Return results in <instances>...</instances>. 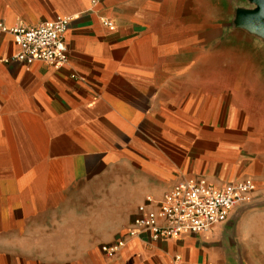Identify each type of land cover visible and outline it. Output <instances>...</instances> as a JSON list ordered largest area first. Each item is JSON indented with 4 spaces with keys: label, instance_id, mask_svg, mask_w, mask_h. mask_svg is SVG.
<instances>
[{
    "label": "crops",
    "instance_id": "0c3cea01",
    "mask_svg": "<svg viewBox=\"0 0 264 264\" xmlns=\"http://www.w3.org/2000/svg\"><path fill=\"white\" fill-rule=\"evenodd\" d=\"M259 9L257 0H0L8 29L70 20L60 69L6 63L19 48L0 32V264H264V135L241 65L256 54L240 48L257 44ZM193 178L216 188L250 179L257 192L206 236L146 234L105 257L139 206ZM117 215L98 234L96 221ZM82 220L103 244H79Z\"/></svg>",
    "mask_w": 264,
    "mask_h": 264
},
{
    "label": "built area",
    "instance_id": "2783aa9c",
    "mask_svg": "<svg viewBox=\"0 0 264 264\" xmlns=\"http://www.w3.org/2000/svg\"><path fill=\"white\" fill-rule=\"evenodd\" d=\"M102 0H90L97 6ZM70 20L57 19L36 27L19 26L8 29L0 24V32L13 37L19 48L6 63L18 62L23 66L42 63L56 69L68 64L69 52L65 34ZM112 28V23L102 21ZM257 186L247 179L216 188L201 178L189 179L178 184L165 194L162 201L153 207L151 198L137 208L133 223L117 242L103 245L102 253L107 259L115 257L126 242L142 235L154 241L179 238L185 234L206 236L212 230L228 222L233 212L253 203Z\"/></svg>",
    "mask_w": 264,
    "mask_h": 264
},
{
    "label": "rangeland",
    "instance_id": "374dc122",
    "mask_svg": "<svg viewBox=\"0 0 264 264\" xmlns=\"http://www.w3.org/2000/svg\"><path fill=\"white\" fill-rule=\"evenodd\" d=\"M257 33V44L251 43L248 44V41H244L243 39L240 40V48L241 51L249 52L251 55L256 54V58L250 61L241 62L242 70L246 71V83L250 84L253 88V92L251 94V100L247 104L249 111L256 115V119L253 120L255 123L254 128L257 129L258 132L264 135V32L260 31L259 28L255 29ZM250 49V50H249ZM246 65V67H244ZM249 66V68H247ZM247 69V70H245ZM244 73V74H245ZM257 91V92H256ZM102 206H98V210L101 209ZM120 215H117L113 221H108L107 219H98L96 221L97 232L98 234L105 231V227L108 225L109 222H113L114 224L118 222ZM120 222V221H119ZM118 222V223H119ZM91 220H82L81 222V236L79 237V244L81 246L92 245L93 243L96 246L103 244L100 242L104 236H95L92 237L90 235V231L87 229L88 225L91 224ZM77 238H66L65 243H75ZM72 256L73 254H66V256ZM81 256L85 255L83 252L80 254Z\"/></svg>",
    "mask_w": 264,
    "mask_h": 264
},
{
    "label": "water",
    "instance_id": "95a60500",
    "mask_svg": "<svg viewBox=\"0 0 264 264\" xmlns=\"http://www.w3.org/2000/svg\"><path fill=\"white\" fill-rule=\"evenodd\" d=\"M260 5L259 11L253 15L251 25L254 29L259 28V30L264 32V0H257Z\"/></svg>",
    "mask_w": 264,
    "mask_h": 264
}]
</instances>
